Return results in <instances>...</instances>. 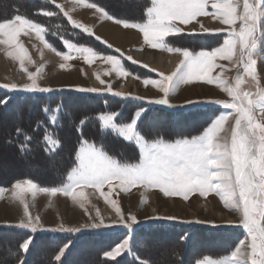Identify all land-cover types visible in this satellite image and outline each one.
Here are the masks:
<instances>
[{
	"label": "rangeland",
	"instance_id": "obj_1",
	"mask_svg": "<svg viewBox=\"0 0 264 264\" xmlns=\"http://www.w3.org/2000/svg\"><path fill=\"white\" fill-rule=\"evenodd\" d=\"M15 1V0H13ZM12 0H0V22H3L4 20H14V17L17 15H20L28 20L33 21L34 23L40 24L44 29V35L45 40L41 41L37 36L35 35V30L30 29L27 26H24L22 30L17 33L16 39L13 40L11 43H0V89L6 90L11 92V94L21 93V92H40V91H21L19 90L20 86L26 83H31V80H29L28 73L31 72L34 75V79L36 80V83L40 87H50L54 90L58 89H77L80 87L88 88V87H94L97 89H104L109 84L111 85L113 92H118L120 90L121 92L124 91V88H118L119 84L123 83L130 76L129 74L122 77V80L116 81L114 77H112L111 74L114 71H111L112 65L107 62L105 59H102V56H107L108 54H116L115 52L106 51L102 46L98 44V42L95 39H91L86 34H82L79 31H76L72 28L70 24L63 18V15L59 11V9L52 5V0H35V3L29 4L30 0H24L28 7L26 8V4H22L24 10L21 12H16L14 8L12 7ZM28 1V2H27ZM61 1L63 4H67L66 2L68 0H56ZM106 1L109 4L112 5V7L116 8L117 10L121 12H133L135 13L137 11V2L139 0H102ZM211 2V0H210ZM241 4L243 0H240ZM251 3H253L258 11H259V22L257 26V30L255 33V40L256 44L255 47L250 50L251 57L256 62V79H252L249 76L244 77V82L240 85V87L244 91H250V92H256L257 88H264V0H250ZM52 3V4H51ZM85 8L82 7L81 3H77L76 0H72V13L78 14L79 16H83L85 14ZM95 10V9H94ZM93 11V10H92ZM93 11L91 14V19L94 18L96 20L95 27H99L101 20L97 16L101 12L98 11V9ZM51 12L53 15H47L46 13ZM125 12V13H126ZM213 10L209 7L207 15H204L209 20H204L203 26L206 30L217 28L224 29L225 26H228L227 24L223 23L219 19H214L211 13ZM90 13V12H89ZM102 14V13H101ZM93 15V16H92ZM103 15V14H102ZM104 16V15H103ZM105 17V16H104ZM200 18L203 17L202 15L199 16ZM84 18V16H83ZM107 17H105L106 19ZM196 19H199L198 17H195ZM213 18V20H212ZM86 19H83L82 24L84 23ZM192 20V19H191ZM191 20L189 21V25H192ZM196 22V20H193ZM108 25L107 22L104 23L102 26L99 27L100 33L102 27ZM19 22H14L13 27H18ZM239 26V22H237V27ZM115 29H118L120 33H126L130 31L121 29L118 26H113ZM191 26H188L189 28ZM203 28V27H201ZM32 33V34H31ZM228 33V32H227ZM128 35V34H127ZM143 35V33H142ZM7 36V35H6ZM129 36V35H128ZM136 36V37H135ZM228 36V34H227ZM133 37V38H132ZM128 42V45L131 43L137 42L139 40V36L133 34ZM9 39V37L7 36ZM227 38V37H226ZM0 40H2L0 38ZM67 42V43H65ZM68 44L76 45L77 48H91L96 53H99L100 56L93 57L90 61L85 59L84 55H82L79 51L76 49H71L68 47ZM212 44V43H210ZM209 44V45H210ZM50 45L51 47H48ZM128 45H120L121 47H126ZM56 49V51L59 52H67L69 55V59L65 61L61 56H57L56 52L52 49ZM173 48H180V49H191L190 47L185 46H174ZM50 50L51 53L55 54V57L51 53H48L46 50ZM204 50V49H202ZM207 50V49H206ZM201 51V50H199ZM196 51V52H199ZM209 51V50H208ZM193 52V53H196ZM11 53V55H9ZM47 53V54H46ZM159 54V53H158ZM119 54H117V57ZM176 57L182 55L180 53L174 54ZM178 55V56H177ZM17 56H22L23 59V66L21 65V62L19 59H17ZM129 60V59H128ZM223 59H218L215 61V64L220 63V65H224L223 70L221 71V76L223 79H226L229 81V83L235 85L236 83V76L237 72L235 68L232 66V63H227L225 65L222 62H219ZM122 62V66L125 70H128L126 68L125 62ZM63 64L64 67L61 68L60 65ZM163 64H167L164 62ZM219 65V64H218ZM220 67H214L212 69L211 75L217 76V70H219ZM21 70H23L26 73V77L24 79H20L19 75L22 73ZM27 71V72H26ZM108 72V73H107ZM116 73V72H115ZM97 75L100 76V79H97ZM119 76V75H118ZM180 77L182 78L184 86H186L185 89L180 93V95L173 100V103L179 102L184 103L187 100H205V101H227L231 102V97L227 94L225 95V91L223 90V85H220V92L222 95H217V91L213 88L203 86V84H208L207 81H202L197 78H192L188 82L184 83L183 79V73H181ZM101 81H104V83H101ZM137 84V86L140 87V89H136V92H141L144 94H147L148 92H144L143 89V83L138 81V78L136 80H130L126 81L128 82V87L125 89V93L127 95L132 96L134 94V86L133 83ZM134 83V84H135ZM140 83V84H139ZM16 84L18 90H11V88H4L3 85H12ZM145 86V85H144ZM64 90V89H63ZM87 92L86 94H101L106 92H100V93H92ZM217 95V96H215ZM104 96V95H103ZM201 98H208V99H201ZM53 105L57 104V100H52ZM218 108V112L216 113V116L210 120L209 122L204 121L205 127L201 132H199V135L202 134L210 125L211 123L220 115L231 112L232 109L224 107L223 104H217L215 103ZM157 106L165 107L163 104L157 103ZM104 107L108 109H113L110 113H113V123L107 126H103L104 129L111 130L113 134L116 136L119 134L120 137L122 136L120 134L119 128L127 123H130L132 121H136L140 116H143L146 113L147 107H141L142 111L141 113H137L136 118H134L133 113L136 112L138 106L135 104H131L128 106L125 104L124 106H120L117 104L115 100H112L110 102H105ZM196 107V106H195ZM61 105L58 106H49L46 108V113L52 112L54 113V118L56 119L57 114L60 113ZM121 109L126 111L125 118H132L135 120H129L124 123H118L115 121V113L121 114ZM168 109V108H167ZM187 109V108H186ZM178 109H173V112H176ZM123 112V111H122ZM110 113H104L101 115H107ZM99 115V118L100 116ZM164 114L160 111L153 112L154 117H160L163 118L162 121L156 120L155 124L159 127H166L168 123L164 121V117H162ZM176 118H179L176 120V127L180 131H183L186 136L184 137H178L176 139L170 140L169 143H174L177 139H184L188 138L191 139L192 137H197L195 134L197 130L200 131L202 129L201 126L197 124L198 120L200 119L196 113L192 112H185L183 114L181 113H175ZM53 119V116H52ZM53 119V120H55ZM257 119L260 122H264V115L257 112ZM197 120V121H196ZM207 120V119H206ZM102 122V121H101ZM207 123V124H206ZM103 124V122H102ZM234 124V120L230 117L229 122H227L224 125V131L220 133L221 136L225 137L228 142L231 141V132L230 128ZM115 125V127L113 126ZM5 125L3 123L0 124V138L3 137L7 133V127L4 128ZM3 127V128H2ZM136 135L133 136L131 139H127L124 136V139L137 144L140 149V158L137 162L134 163H124L120 162L116 158H111L117 160L121 164H137L140 162L142 155H143V149L142 146L147 143L151 144L153 142L149 141H158V140H164L163 138H156L155 140H148L146 141L145 138L140 135V131L135 128ZM193 134V135H192ZM118 135V136H119ZM83 142V141H82ZM49 146L53 147L56 146L55 142L53 141L52 137L48 138ZM90 144H93L89 142ZM5 144V141L3 139H0V175L3 177H9L8 175L15 173L17 171H27L34 174H41V175H49V176H55L57 175L56 170L58 169V165L54 163L53 161H42V167H37L34 164L28 163V161H25L26 164L19 165L15 167L16 158L15 155L12 154L10 151L5 152L7 149L6 146H2ZM70 144L67 141L66 147H68ZM94 145V144H93ZM96 148L101 150L100 147ZM5 149V150H4ZM106 154V153H105ZM107 155V154H106ZM77 164V163H76ZM28 179H20L9 186H0V189H3V191H0V226H9L13 225L18 227L20 222L27 221L28 217L25 216L24 210H23V203H21V197H23V200L25 203L29 206V213L31 217H39L40 223L44 225V229H52L57 228L59 225L63 224L66 228H78L77 231H70V230H57V231H48V230H40L44 232H53V233H66L67 236L73 237L72 244L76 239L79 238V236L82 235H106V240L109 244L106 248V251L104 253V257L109 260H119L124 259L125 261H130L131 259H137L139 262L146 263L145 258V252L148 253V255L152 256L153 264H162L161 262L167 261L169 264H208V260L212 261H220L223 260L226 256H230L231 253L240 246V241L244 240L245 243L248 242L247 240V230L244 229L242 226L238 227H225V226H218V227H212L209 223H181L178 221H206L211 222L214 224H235L239 225L241 220V213L234 209L233 207H229L225 204L223 199L215 192H208L204 195H202L198 190H193L188 194V197L185 198L182 195L179 194H165L161 189L153 186H144L142 184H137L134 186H130L127 190H125L123 187L119 186L118 180L115 178L113 179V189L110 192L107 199H105L104 196H102L100 193L101 191L105 193H109L108 185L105 184L102 189L95 190L92 187H83L81 189H78V191L83 190L85 193L84 197H78L76 200H74L70 196H66L63 194V192H57L56 194L46 193L39 191L40 188H51V187H43L38 184H36L38 187L33 190H26L24 192H20L19 189H15L14 185L16 182L19 181H26ZM34 183V182H33ZM66 184V183H65ZM64 184V185H65ZM63 186V185H62ZM57 186V187H62ZM25 189L27 188L26 185H22ZM19 192L20 195H14V193ZM115 200L117 206H119L121 213L123 214L124 220L126 222H131V217L135 216L138 221H142L137 224H133L131 228L128 227H91V226H84L85 224H91V223H99L101 219L103 220L104 224L106 225H112V224H118L120 221V216L117 215L116 208L112 205L111 201ZM83 204V207L81 206ZM99 211L100 215L97 216L96 213ZM220 212L221 214H219ZM227 215H230L234 221L227 220ZM167 217L172 216L176 218V221H168V220H153L150 219L152 217ZM145 226H151L150 229L153 227H162V228H172L176 227L178 230V233L175 235V238L173 240H169V247L162 249L159 247L160 244H163L164 242L161 241V239L158 240V231L152 230L151 234L149 236V232H146L143 228ZM185 226L187 228L193 227L194 230L192 232H181V230H185ZM196 226H202L207 229L216 228L219 232L220 240L225 239L227 243L232 244V251L227 255H221L220 254L217 257L206 255L202 256L199 260L195 259V256H190L192 253H195L201 246L204 248V252L208 253V248L212 247V245L215 244H209L205 242V244H200L199 247H195V242L197 244V241L200 239L198 236H200L199 231L196 229ZM185 227V228H184ZM26 228V227H25ZM39 231V230H38ZM107 233V234H106ZM147 235L149 237L152 236L151 239H147ZM194 235V236H193ZM161 236V235H160ZM216 238H218L217 235H215ZM183 238L184 243H180V238ZM206 238L208 236L206 235ZM129 240V245L125 250H123L120 254H116L113 257L106 256V253L113 252L114 249L118 245H122L125 240ZM212 240V239H211ZM218 241L217 239H215ZM219 240V242H220ZM188 241H190L192 244V247H188ZM149 242L151 244H149ZM219 242H216L219 243ZM106 244V245H108ZM183 244H184V251H183ZM153 245V247L151 246ZM70 246L67 245L62 248V250L59 253V259L64 255L67 248ZM78 252L80 255V258L77 259V264H95L96 260L93 256L92 249L80 247L78 248ZM230 248H228V251ZM243 250V249H242ZM10 253L0 254V264H8V261H5L6 258L9 256ZM157 256L160 257L157 259ZM188 257L191 259L189 260ZM155 258V259H154ZM182 260V262H181ZM192 261V263H188ZM166 262V263H167ZM167 263V264H168Z\"/></svg>",
	"mask_w": 264,
	"mask_h": 264
},
{
	"label": "snow or ice",
	"instance_id": "obj_2",
	"mask_svg": "<svg viewBox=\"0 0 264 264\" xmlns=\"http://www.w3.org/2000/svg\"><path fill=\"white\" fill-rule=\"evenodd\" d=\"M56 0H53L55 3ZM90 7L98 8L96 4ZM213 12L211 15L214 19H219L229 25L227 38L223 43L211 51L201 50L193 53L189 49L168 48L170 52L180 53L182 59L177 64L174 71L169 74L163 72L157 73L159 79L147 78L143 80L145 85H152L158 89L162 96L160 98L145 100L144 97L136 96L133 99H143L145 103H160L173 107H183L191 103H217L223 104L224 107L232 109L217 117L211 125L198 137L191 139H177L174 143L158 140L151 144L145 143L142 146L143 155L137 164H121L117 160L109 157L103 151L83 141L76 153L77 164L68 173L67 183L62 187L40 188L39 191L56 194L63 192L66 196L76 200L78 197H84L83 187H92L100 190L107 184L109 193L101 191V195L108 198L113 189V179L119 182V186L127 190L130 186L142 184L144 186H153L161 189L165 194H179L187 198L193 190H198L202 195L208 192L217 193L229 207H233L241 213L239 225L235 224H214L206 221H178L181 223H209L212 227H238L242 226L247 230V240L240 241L238 246L230 256L223 260H208V264H264V122L257 119V112L264 115V88H257L256 92L244 91L240 85L244 82V77L249 76L256 79V62L250 55V50L255 47V33L259 22V11L250 0H151V6L146 9L147 21L143 24L132 23L128 20H116V23L124 27L138 28L142 33L145 41L153 49L164 48V38L170 35L183 33L178 27L177 21L188 23L191 19L199 15H207L208 8ZM105 17L108 13L103 8H98ZM47 15H53L48 12ZM67 15V13H65ZM112 18V17H108ZM71 20V17H69ZM14 22H19L18 27H13ZM237 22L239 26L237 27ZM75 27L81 25L72 21ZM24 26L35 30V35L39 40L44 41L42 35L45 29L38 23H34L20 15L14 17V20H4L0 22V35H7L8 40H0V43H11L16 39ZM84 31H88L87 28ZM208 32V30H205ZM215 34V33H209ZM67 43V42H65ZM48 47H51L48 45ZM71 49H76L85 59L91 60L93 57L100 56L91 48H77L76 45L68 44ZM56 52L65 61L70 57L67 52ZM117 51H119L117 49ZM11 55V53H9ZM112 65L111 71L116 72L123 77L128 73L122 66L121 59L117 56H102ZM133 61L131 56L126 57ZM23 66V57L17 56ZM217 59L228 60L237 72L235 85L221 76L211 75L214 67L224 65L215 64ZM134 63H139L133 61ZM148 67L147 64L141 65ZM64 67L63 64L60 65ZM155 71L156 69H149ZM183 73L184 83L192 78H197L208 83L217 82L223 85V90L232 98L231 102L227 101H202L187 100L184 104L170 103L167 93L171 84L177 76ZM33 73L29 72L28 77L31 83L20 86L21 91H40L52 92L50 87H40L34 79ZM97 79L100 76L97 75ZM104 83V81H101ZM4 88L18 90L16 84L3 85ZM77 91H88L92 93L106 92L114 96H124L121 92H113L109 84L104 89L94 87H80ZM234 120L230 128L231 141L221 136L224 131V125L229 122V118ZM53 119H55L53 117ZM113 115H101L100 120L103 126L113 123ZM115 127V125H113ZM120 134L127 139L133 138L135 133V121L127 123L119 128ZM47 139V137L45 138ZM22 185H26L25 189ZM38 186L31 180L19 181L14 185L15 189L20 192L36 189ZM3 191V189H0ZM14 195L19 196L16 192ZM23 210L27 221H21L19 227H26L32 231H77L78 228H66L63 224L57 228L44 229L40 223L39 217H31L29 206L24 202ZM116 208L117 215L120 216L118 224L106 225L103 220L99 223L85 224L91 227H128L140 223L135 216H132L131 222L124 220L123 214L116 201H111ZM83 207V204H81ZM100 215L99 211L96 213ZM153 220L176 221L175 217L157 216ZM31 242V237L25 241L21 247L27 250ZM129 245V240H125L122 245H118L113 252L106 253V256L113 257L120 254ZM243 249V250H242ZM59 259V256L57 257Z\"/></svg>",
	"mask_w": 264,
	"mask_h": 264
},
{
	"label": "trees",
	"instance_id": "obj_3",
	"mask_svg": "<svg viewBox=\"0 0 264 264\" xmlns=\"http://www.w3.org/2000/svg\"><path fill=\"white\" fill-rule=\"evenodd\" d=\"M87 1L99 5L116 18L130 21L143 19L145 11L151 3V0H139L136 5L138 7L135 13H125L112 7V5L106 1ZM32 3H35V0L29 1L30 5ZM22 4H26V2L24 0H15L12 2V7L16 12H21L24 10ZM52 5L59 9L57 5ZM27 7L28 5L26 4V8ZM59 11L73 29L84 34L80 29L73 26L68 21L60 9ZM86 36L95 39L90 35L86 34ZM179 39L183 40L180 45L194 47L191 41L193 37L186 35ZM95 40L106 51L112 52V50L100 41L97 39ZM53 99L57 100V104L53 105ZM112 100H115L117 104H119L118 109L125 104L128 106L135 104L138 106L137 109H134L136 111L144 107L130 100L125 101L106 95L81 94L70 90L11 94L9 91L0 89V124L3 123V125H5L4 128H8L7 133L0 139L5 141V144L2 145L7 148L5 152L10 151L15 155L17 162L15 167L26 164L25 161L37 167H42V161L49 160L58 165V169L56 170L57 175L55 176L34 174L27 171H17L8 175L9 177L0 175V186H9L20 179L31 180L43 187L64 185L67 181L68 173L76 166V153L82 141L85 140L99 146L104 153L116 158L120 162H137L140 158L137 145L118 135L116 136L111 130H106L101 125L99 115L113 111V109H108V107L105 108L104 103ZM60 105V113H58L56 119L53 120L52 116L54 117L55 114L52 112L46 113V108L49 106L60 107ZM156 111H160L164 114L162 117H164V121L168 123L166 127L161 128L158 125L156 126V120L160 122L163 119L153 116V112ZM185 112L196 113L200 118L197 124L203 127L200 131L197 130L199 134L205 127L204 121L209 122L212 120L216 116L218 108L214 106H196L187 109L178 108L176 112H173L160 106H148L146 113L140 118L137 124V129L146 140L163 138L164 140L170 141L178 137H184L186 134L177 129L175 125V121L179 119L176 118L175 113L183 114ZM125 115L126 111L121 109V114L116 118V121L118 123H124L133 119V117L125 118ZM132 116H134V113ZM195 135H197V133ZM46 137L47 139H45ZM50 137H52L56 146H49L48 138ZM67 141L70 144L68 147H66ZM185 227V230H181V232H192L194 230L193 227ZM150 228L151 226H145L143 229L146 232L150 231L149 236L152 235V230L158 231V234L160 233L161 236H158V240L161 239V241L164 242L159 246L161 249L162 247H164V249L169 247V240H173L175 235L180 234L176 227L162 228L152 226V229ZM196 229L200 233V236H198L200 240L197 241V244L195 242L196 248L197 246L199 247L201 243L205 244V242L211 245L215 244L208 248L209 251H211L208 253L204 252V247L201 246V244V247L190 255L195 256L196 260L206 255L214 257H217L219 254L220 256L227 255L232 251V244L227 243L225 239L220 240L218 236L219 231L216 228L207 229L202 226H196ZM206 235L208 238H206ZM215 235H217L218 238H216ZM149 236L147 235L146 238L151 239L152 236ZM29 237H31V242L27 250H24L21 245L27 241ZM106 238H108L106 235H82L72 244L74 240L73 237L67 236L66 233L44 232L40 230L32 231L30 229L15 226H0V254L10 253L6 260H4V262L8 261V264H77V259L80 258L78 248L84 247L92 249L93 256L96 260L95 264H153V257L148 255L147 252H145V258H143L147 260L146 263L139 262L137 259H131L130 261H125L124 259H106L104 253L106 248H108L107 246H109ZM180 239L179 242L181 244L184 243L183 238L181 237ZM215 239H219L220 242ZM216 242L219 243L216 244ZM69 244L70 246L67 248L64 255L60 259H57L62 248ZM149 244L151 243L149 242ZM192 244L193 243L188 241L189 248L192 247ZM151 246L153 247V245ZM182 248L184 251L186 248H184V244ZM228 248H230L229 251ZM159 258L160 257L157 256V259ZM188 259L190 260L191 258L188 257ZM166 262L164 260V262L161 263L167 264L168 262ZM188 263H192V261H188Z\"/></svg>",
	"mask_w": 264,
	"mask_h": 264
},
{
	"label": "crops",
	"instance_id": "obj_4",
	"mask_svg": "<svg viewBox=\"0 0 264 264\" xmlns=\"http://www.w3.org/2000/svg\"><path fill=\"white\" fill-rule=\"evenodd\" d=\"M76 2L77 3L80 2L81 5H82V7L85 8V10H84L85 11V14L83 15L84 18H83L82 15L79 16L78 14L72 13V0H68L66 2L67 4H63L65 2L62 3L61 1H56L55 2V5H57L59 7V9L62 11V13L64 15H65V13H67V15H65V17L68 19V21L73 26H75V25L72 23V21H75V22L79 23L81 25V27L78 28V29H80L81 31H83L85 34L94 37L95 39H97L98 41H100L102 44H104L106 47H108L110 50H112V52H115L116 53V54H108V55L117 56V54H119L118 55L119 56L118 58H120L123 62H125V64L127 65L126 68L128 69V70H126V72L130 75L128 77L129 79H127L126 81L136 80V78H138V81L141 82V83H143V80L144 79H147V78L159 79V76L157 75V73L163 72L164 74L167 75V74L171 73L172 71H174L175 68H176V66H177V64L180 62V60L182 58H181V56H178V55H177L178 57H176V55H174V54H176V52H174V51L173 52H170L167 49L168 48H173V45L174 46H179L180 43L183 41V40H180L179 38H181L183 36H186V35L193 37V39H191V41H192V44H193L194 47H190L191 49H189L192 52H196V51H199V50H202V49H204V50L207 49V50L211 51L212 49H215V48L219 47L223 43V40L227 37V34H228L227 31H225V30L229 29V25H228V26H225L224 29L217 28L215 30V28H214V29H209L208 32H205L206 29L204 28L203 23H204V20L206 21V20H209V19L208 18L205 19L206 17L204 15H202L203 17L200 18L199 17L200 15H199V16H197L199 19L193 18L191 20L192 25H189L190 22H188V23H182V22L177 21L176 23H177L178 27L183 30V33L176 34V35H170L168 37H165L164 38V41H163L164 48L153 49L145 41V39H144V37L142 35V32L138 28L124 27L122 24L116 23L115 22L116 20H124V19H119V18H116V17L112 16L107 10H105L103 8L105 10V12L108 13V17H112V18H108L107 17L105 19V17L101 13L99 15L97 14V16L101 20L100 26H102L104 23L107 22L108 25L118 26L121 29H123L124 32H125V30H128V31H130V33H133V34L139 36V40L137 42L131 43L130 45H128V43H126V45H128V46L121 47L119 45H116L108 37H106L105 35H103L102 33H100V30H99V27L100 26L96 28L95 25H94L95 22H96V20L94 18L91 19V14H96V13H93V11L96 12L95 11L96 9L102 8V7H100L99 5H97L98 8L90 7V5H92L94 3H91V2H89L87 0H76ZM150 6H151V3H150V5L148 7H150ZM69 17H71V20L69 19ZM83 19H86V20H84L85 21L84 23H86V25L85 24H82L81 21H83ZM147 19H148V17H147V13L145 11V16H144L143 19L137 20V21H130V20H128V21H130L132 23H140V24H143V23H145L147 21ZM193 20H196V22L193 21ZM212 20H213V18H212ZM209 21H211V20H209ZM188 26H191V27L187 28ZM201 27H203V28H201ZM85 28L88 29L87 32L84 31ZM209 33H215V34H209ZM124 34H128L129 36H132L133 35V34L132 35L129 34V32H126ZM210 43H212V44H210ZM117 49L119 51H117ZM145 52H155V53H159V54L164 55L167 58L166 61H165L167 64L155 65L154 63L149 62V61L143 59L142 57H140V54H143ZM128 56H131L133 58V61H137L139 63H134L130 59L128 60L126 58ZM222 61L223 60H221L219 62H222ZM223 63L225 65H227V63H230V65H231V62L228 61V60H227V63H226V61H223ZM143 64H147L148 67L141 66ZM218 64L220 65V63H218ZM149 69H156V72L155 71H150ZM221 71H222V69L220 68L219 70H217V73L216 74L219 75V76H221L220 75L221 74ZM109 74H111L112 77H114V79L116 81L122 80V77L121 76H118V74L115 73V72H112V73H109ZM126 81H124L123 83L119 84V86H118V88H121V87L124 88V91L123 92H121L120 90H118V92L123 93L124 96H114V95L109 94V93H101V94H97V95H106V96H109V97L119 98V99H122V100H125V101L130 100V101H133L136 104H139L140 106H144V107L157 106L156 105L157 103H145L143 99H140V98L133 99V97L141 96V97H144L145 100L154 99V98H160L162 96V93L158 89H156L155 87H153L150 84L149 85H145L143 83L145 86L143 85L142 86L143 89H141V90H144V92H148V93L147 94H144V93H141V92H136L137 91L136 89L139 90L140 87L137 86V84L134 81V83H135V84L133 83V86L135 88V90L133 92L134 94H132V96H130V95H127L125 93V89L128 87V82L126 83ZM220 85L221 84L220 83H217V82H213L211 84L208 83L207 85L206 84H203V86H207V87H210V88L215 89L217 91V93H218L217 95H219V96L222 95L221 92H220ZM186 86H184L183 81H182V78L180 76H177L174 79V81L171 84L170 90L167 93V97L169 98L170 103L177 104V105L184 104V103H173V100L180 95V93L183 91V89L186 88ZM63 89L64 90H67L65 88H63ZM63 89H58V90H63ZM68 90L74 91V92H77V93H81V94H86L87 93L85 91H77L76 89H72V88H69ZM217 95H215V96H217ZM225 95L227 96V93H225ZM201 99H208V98H201ZM202 101H205V100H202ZM163 105L166 106V104H163ZM167 106L166 107L168 108V110L173 111V109L189 108V107H195V106H214L215 107L216 104L215 103H202L201 102V103H191V104H188V105L183 106V107H173V106H169V105H167ZM141 111H142L141 108L138 109L134 113V118H136L137 113H139V112L141 113ZM106 113H110V112H106ZM102 114H104V113H102ZM110 114H113V113H110ZM117 117H118V114L115 113V121H116V118ZM141 117L142 116H140L135 121V128L136 129H137V124H138V122H139V120H140ZM133 120H135V119H133ZM100 122H101V120H100ZM101 125L103 127L102 122H101ZM106 130H108V129H106ZM202 134H200V135H202ZM200 135L197 134L196 136L198 137ZM122 138H124V137H122ZM146 141H148V140H146ZM149 142H156V141H149ZM165 142H168V141H165ZM169 142H171V141H169ZM97 147H99V146H97ZM137 147L139 149V146L138 145H137ZM139 152H140V149H139ZM67 182L68 181H66V183ZM9 226H13V225H9ZM15 227H17V225ZM20 228H25V227H20ZM25 229H28V228H25Z\"/></svg>",
	"mask_w": 264,
	"mask_h": 264
},
{
	"label": "bare ground",
	"instance_id": "obj_5",
	"mask_svg": "<svg viewBox=\"0 0 264 264\" xmlns=\"http://www.w3.org/2000/svg\"><path fill=\"white\" fill-rule=\"evenodd\" d=\"M101 33L103 35H105L106 37H108L113 43H115L116 45H119V46L120 45L124 46L126 43H128L130 41V39L132 37V36H128L127 34L120 33L118 29H115L111 25H106V26L102 27ZM0 38L2 40H8L6 35H0ZM46 51L48 53H51V51L49 49ZM51 54L53 55V57H55V54H53V53H51ZM140 57H142L143 59H145L149 62L154 63L155 65H159V64L162 65L167 59L164 55H162V54L158 55V53H155V52H145L143 54H140ZM21 72L22 73L19 75V78L24 79L26 77V73L23 70H21ZM176 103H179V102H176ZM218 213L221 214L220 212H218ZM227 220L234 221L235 219H233L230 215H227Z\"/></svg>",
	"mask_w": 264,
	"mask_h": 264
}]
</instances>
